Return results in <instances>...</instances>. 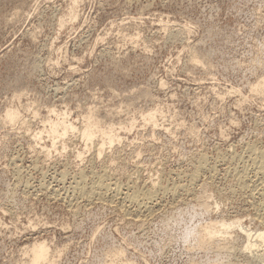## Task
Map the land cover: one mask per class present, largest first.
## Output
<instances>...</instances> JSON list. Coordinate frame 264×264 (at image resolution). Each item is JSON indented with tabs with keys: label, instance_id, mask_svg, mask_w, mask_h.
<instances>
[{
	"label": "rangeland",
	"instance_id": "374dc122",
	"mask_svg": "<svg viewBox=\"0 0 264 264\" xmlns=\"http://www.w3.org/2000/svg\"><path fill=\"white\" fill-rule=\"evenodd\" d=\"M15 106L21 120L5 121ZM56 111L77 126L91 111L120 138L98 157L76 132L51 146L33 133ZM263 149L264 0H0V264H27L42 240L49 264L106 263L115 250L136 264H264L262 242L237 235L262 225ZM90 169L113 186L72 195ZM158 183L176 190L157 189L149 211L125 204L130 186ZM221 217L234 221L219 237L228 255L195 246L191 232Z\"/></svg>",
	"mask_w": 264,
	"mask_h": 264
},
{
	"label": "bare ground",
	"instance_id": "6f19581e",
	"mask_svg": "<svg viewBox=\"0 0 264 264\" xmlns=\"http://www.w3.org/2000/svg\"><path fill=\"white\" fill-rule=\"evenodd\" d=\"M193 59H197L195 56L193 57ZM18 98V97H17ZM13 100V99H12ZM18 100V99H17ZM53 112H54V110H53ZM20 112H18V109L16 108V106H15V108H7L6 110H5V113H4V118L3 119H5V121H8V122H12V121H16V120H21V117H20V114H19ZM56 117H54V118H47L46 119V121L44 122V123H46V124H44L43 125V127L41 128V129H39V130H35L34 131V137H40L41 136V133L43 132V131H46V134H48V137H50L49 139H50V145L51 146H55L56 145V143L58 142L59 144H62V145H64V143H66L65 141V139H64V136H66V135H68V134H71V133H73V132H76L77 134H78V136L83 140V142H84V145L85 146H87L88 144H90V142L92 143V141H94V142H96L95 144H96V147H95V154H96V156L98 157V155L103 151V148H104V145H110V146H112V143H114V141L115 140H117V139H119L120 138V135L118 134V130L117 131H115V128L113 127V125H109V124H107V123H104L105 121H103L100 117H98V116H96L93 112H91V111H88V112H86L84 115H83V117H82V119H81V122H80V124L77 126V124H75L73 121H71L69 118H67L66 117V115L64 114V113H61V112H57L56 111ZM154 115H155V111L154 110H151V111H148L146 114H145V119H147V120H152L153 118H154ZM27 121V120H26ZM128 121V120H127ZM131 124H132V121L130 120V122H128V123H125V124H123V126H120V125H118V126H120V127H127V126H131ZM23 125V124H22ZM121 129V128H120ZM127 129V128H126ZM122 130H124V129H122ZM128 130V129H127ZM36 132V133H35ZM33 134H32V136H33ZM122 137V136H121ZM41 138V137H40ZM60 141V142H59ZM57 143V144H58ZM56 147V146H55ZM246 147H248V146H246ZM249 147H251V146H249ZM106 148V147H105ZM252 148V147H251ZM251 148H248V149H251ZM256 148V147H255ZM49 149V148H48ZM48 149H43V150H48ZM253 150V149H252ZM264 150V149H263ZM41 151V150H40ZM248 151V150H247ZM252 152V151H251ZM253 153V152H252ZM262 153V152H261ZM259 153L258 154V157H259V159L257 160V162H258V164H254L255 166H257L256 168H257V172L259 173H262L263 172V170H264V156H263V154L264 153ZM44 154V153H43ZM78 154V153H77ZM76 154V155H77ZM79 154H82V151H81V153H79ZM249 155V154H248ZM256 155V154H255ZM77 156H79V155H77ZM81 157H82V155H80ZM79 156V157H80ZM236 156V155H235ZM238 157V156H237ZM78 158V157H77ZM256 158V157H255ZM239 159V158H238ZM252 159H253V157H252ZM234 160V159H233ZM256 160V159H255ZM255 160L253 159V162L255 163ZM252 161V160H251ZM256 162V163H257ZM244 163H246V162H244ZM204 164H205V159L204 158H198L197 159V162H196V164H195V166H193V169L190 171V178H191V180L193 181V179L196 177V176H198V172H200L201 170V167L203 166L204 167ZM247 164V163H246ZM253 164V163H252ZM250 167V166H249ZM255 168V169H256ZM79 170V169H78ZM84 170V169H83ZM91 170V169H90ZM94 170V169H93ZM200 170V171H199ZM69 171V170H68ZM82 170H80V173L78 174V175H76L77 177H76V179H73L72 177H71V179H73V185H72V189H73V191L72 190H70L71 191V194H72V192H76V193H78V195L79 196H86V198H88V199H91L92 197H90V196H94V194L95 195H97L98 193H100L99 191L100 190H102V189H107L109 186L110 187H112L113 185H110V182L108 181L109 179H107V177H109V174H108V176H107V171H105V170H103V171H98V172H95L94 174H93V171L91 172V174L90 175H92V177L89 179L88 177H87V175H88V173L87 174H84V173H82L81 172ZM95 171V170H94ZM84 172V171H83ZM89 172V171H88ZM254 172H255V170H254ZM257 172H255V173H257ZM63 173V171H61L60 172V175ZM73 173V172H72ZM90 173V172H89ZM132 173V172H131ZM63 174H65V173H63ZM176 174H178V173H176ZM70 175H71V173H70ZM74 175V176H75ZM244 175H246V174H244ZM259 175H261V174H259ZM262 175H263V173H262ZM89 176V175H88ZM179 176V175H178ZM255 176V175H254ZM253 176V177H254ZM257 176V175H256ZM264 176V175H263ZM262 176V177H263ZM261 177V178H262ZM63 178V177H62ZM198 178V177H197ZM70 179V178H69ZM89 179V180H88ZM134 179V178H133ZM243 178H241V180H242ZM256 179L258 180L259 178H257L256 177ZM255 179V180H256ZM264 178H262V179H260V180H263ZM61 180V179H60ZM172 180V179H171ZM190 180V181H191ZM71 181V180H70ZM69 181V182H70ZM111 181V180H110ZM172 181H174V180H172ZM179 181V180H178ZM189 181V182H190ZM191 181V182H192ZM253 181V180H252ZM264 181V180H263ZM59 182V181H58ZM61 182V181H60ZM112 182V181H111ZM117 181H115V182H113V183H115L116 185L119 183H116ZM168 182V181H167ZM180 182V181H179ZM178 182V183H179ZM195 182V181H194ZM244 183H245V181H243ZM256 182V181H255ZM260 182V181H259ZM262 182V181H261ZM166 183V182H165ZM175 183H177V182H175ZM174 183V184H175ZM177 183V184H178ZM242 183V182H241ZM240 183V184H241ZM263 183V182H262ZM70 184V183H69ZM72 184V183H71ZM128 184V183H127ZM152 184H154V182L152 183ZM173 183L171 184L172 186L174 185ZM183 184V186H185L184 185V183H182ZM190 184H192V183H190ZM238 184V183H237ZM239 184V185H240ZM243 184V183H242ZM246 184V183H245ZM254 184V183H253ZM257 184H259V183H257ZM119 186H120V183L118 184ZM117 185V186H118ZM124 185H126V184H124ZM131 185V184H130ZM129 185V186H130ZM158 185H159V183H158ZM168 185V184H167ZM167 185H159L158 187H155V185H153L152 187H150V188H147L146 189V187H145V189L144 188H142V186H141V188H139V187H131L130 186V188L128 189V191H127V189L126 190H124V192H122V194L124 193V195H125V198H126V200H127V202L125 203V204H127L128 202L129 203H131V204H137V205H139L140 207L141 206H143V208H144V206H145V209H146V205H147V203H148V201L149 200H151L152 199V197H153V199L156 197L155 195H157V194H155V192L157 191V189H161L162 190V192L164 193V191L163 190H165V191H167L168 192V190H176L175 189V185L173 186V187H171V185L169 186V187H171V188H169ZM247 185V184H246ZM255 185V184H254ZM263 185H264V183H263ZM263 185H260V186H263ZM69 186H71V185H69ZM118 186V188H119V190H118V192H119V194L121 193V190H120V187H122L123 185H121L120 187ZM150 186H151V184H150ZM177 186V185H176ZM178 186H180L179 184H178ZM182 186V185H181ZM182 186V187H183ZM186 186H187V184H186ZM240 186H242V185H240ZM239 186V187H240ZM245 186V185H244ZM256 186V185H255ZM124 187V186H123ZM122 187V188H123ZM167 187L169 188V189H167ZM181 187V188H182ZM237 187V186H236ZM253 187V189H255V191H253L252 190V192L254 193V192H256V188H258V187H254V186H252ZM264 187V186H263ZM177 188V187H176ZM187 188H188V186H187ZM243 188V187H242ZM167 189V190H166ZM177 189H179V188H177ZM183 189V188H182ZM181 189V190H182ZM247 189V188H246ZM260 189H262V187L260 188ZM259 189V190H260ZM62 190V189H61ZM66 190V189H65ZM67 190H68V188H67ZM114 190H117V189H115L114 188ZM113 190V191H114ZM184 190H186V188L184 189ZM232 190V189H231ZM235 190V189H234ZM258 190V191H259ZM56 191V190H55ZM58 191V190H57ZM112 191V192H113ZM123 191V190H122ZM257 191V192H258ZM261 191V190H260ZM264 191V190H263ZM160 193H161V191H159ZM174 192V191H173ZM184 192V191H183ZM182 192V193H183ZM249 192H251V191H249ZM248 192V193H249ZM262 192V191H261ZM97 193V194H96ZM103 193H104V191H103ZM102 193V194H103ZM113 193H116V191H114ZM112 193V194H113ZM176 193V192H175ZM260 193V192H259ZM264 193V192H263ZM263 193H261L260 195H261V197L263 198L262 200H260L262 203H263V205H264V202H263V200H264V196L262 195ZM64 194H65V192H64ZM109 195H111L110 193H108ZM117 194V193H116ZM166 194V193H165ZM251 194V193H250ZM249 194V195H250ZM73 195V194H72ZM105 195H106V193H105ZM162 195H164V194H162ZM171 195H173L174 196V193H172ZM257 195V194H256ZM113 196V195H112ZM122 196V195H121ZM155 196V197H154ZM161 196V195H160ZM258 196V195H257ZM75 198H76V196H74ZM78 197V196H77ZM97 197H99L98 195H97ZM100 197H102V196H100ZM103 197H105V196H103ZM102 197V198H103ZM106 197H109V196H107L106 195ZM116 197H118L117 195H116ZM123 197V196H122ZM122 197H121V199H122ZM84 198V197H83ZM94 198V197H93ZM110 198V197H109ZM113 198V197H112ZM124 198V197H123ZM160 198V197H159ZM106 199H108V198H106ZM121 199L119 198V200H120V203L121 204H123L126 200H124V202L122 201L121 202ZM259 199V198H258ZM69 200V199H68ZM111 200V199H110ZM115 200V199H114ZM177 200V199H176ZM73 201H75V200H73ZM93 201V200H92ZM104 201V200H103ZM68 202H70V201H68ZM76 202V201H75ZM151 202V201H150ZM149 202V203H150ZM160 202V201H159ZM253 202V201H252ZM260 202V203H261ZM149 203H148V206H149ZM165 203H166V201H165ZM174 203V202H173ZM177 203H178V201H177ZM262 203L260 204V205H262ZM76 204V203H75ZM124 204V205H125ZM252 204V203H251ZM258 204H259V202H258ZM123 205V206H124ZM137 205H135V207L137 206ZM77 206V205H76ZM121 206V205H120ZM128 206V205H127ZM147 206V207H148ZM173 206V205H172ZM124 207H126V206H124ZM124 207H122V208H124ZM203 207V210L205 209V207H207L206 205H204V206H202ZM134 208V207H133ZM142 208V207H141ZM74 209H76V207L74 208ZM126 209V208H125ZM128 209V208H127ZM150 209H151V206H150ZM158 209H159V207H158ZM124 210V209H123ZM131 210V209H130ZM135 210V209H134ZM147 210V209H146ZM146 210L144 211V212H146ZM258 210V209H257ZM260 210V209H259ZM129 211V210H128ZM143 211V210H142ZM147 211H149V209L147 210ZM154 211V210H153ZM155 211H156V209H155ZM125 212V211H124ZM131 212V211H130ZM129 212V213H130ZM139 213H141V209H140V211H138ZM151 212V211H150ZM260 212V211H259ZM126 213V212H125ZM154 213V212H153ZM131 214V213H130ZM133 214V213H132ZM138 214V213H137ZM142 214V213H141ZM140 214V215H141ZM152 214V213H151ZM257 214H259V213H257ZM256 214V215H257ZM134 215H135V218H136V214L134 213ZM260 216H258V217H260V222H261V227H257V228H254L253 229V231L250 229V228H246L245 226H243L241 223H238V225H239V227H240V230H241V233L242 234H237L238 236H243L244 238H245V240H243L244 241V243H243V247L244 248H251V246H253L254 244H255V241L256 240H258V241H261L262 242V245L264 246V213L262 214V212H260V214H259ZM127 216H129V215H127ZM133 216V215H132ZM143 216V215H142ZM148 216V215H147ZM137 217H139V216H137ZM131 218H133V217H131ZM256 218V217H255ZM139 219V218H138ZM137 219V220H138ZM145 219V218H144ZM165 219H167V217L165 218ZM132 220V219H131ZM258 220H259V218H258ZM135 221V220H134ZM140 221V220H139ZM164 221V220H163ZM164 222H166V221H164ZM218 224H216V223H214L213 221H209L208 223H206L205 225H202V226H199L198 227V229H194V231L193 232H191L192 234H193V236H194V239H195V243H196V245L195 246H198V247H202L203 249H205V247H207L208 248V250L209 249H211L213 252L212 253H215V254H218L219 252H220V250L222 251V249H223V253H228V252H224V249L226 250V249H229L230 247H234V244H233V242L232 241H229V240H220V232H226L227 231V228L228 227H230V225L234 222V221H226V220H224V218L223 217H221L218 221ZM236 235V237H238ZM237 239V238H236ZM197 247V248H198ZM29 255H28V261H27V264H46L47 262H48V259H49V257H51L52 255H50L51 254V252H49V248H48V246H46V244L43 242V240L42 241H35V242H33L32 244H31V246H30V248H29ZM228 251V250H227ZM252 251V249H250V252ZM113 257H112V260L110 261V259H109V262H104V263H101V264H115L114 263V260H116L117 258L119 259V258H121V256H120V251L119 250H115L113 253ZM222 254V253H221ZM228 255V254H227ZM217 256V255H216ZM219 256V255H218ZM224 256V255H223ZM227 257V256H226ZM52 258V257H51ZM118 259H117V261H116V264H136V263H134V262H132V261H127V259H126V261L124 260H120V261H118ZM229 259V258H228ZM228 259H226L225 260V262H223L222 264H228ZM216 260V259H215ZM228 260V261H227ZM50 261H51V259H50ZM49 261V262H50ZM107 261V260H106ZM49 262H48V264H49ZM52 262V261H51ZM51 264V263H50Z\"/></svg>",
	"mask_w": 264,
	"mask_h": 264
}]
</instances>
